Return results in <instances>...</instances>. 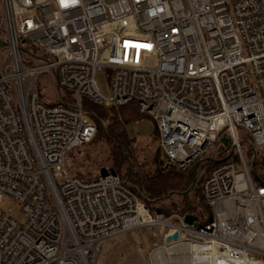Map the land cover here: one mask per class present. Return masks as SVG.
I'll return each instance as SVG.
<instances>
[{
  "label": "built area",
  "instance_id": "obj_1",
  "mask_svg": "<svg viewBox=\"0 0 264 264\" xmlns=\"http://www.w3.org/2000/svg\"><path fill=\"white\" fill-rule=\"evenodd\" d=\"M0 7V203L10 196L25 215L21 223L0 207V264H93L105 241L145 227L161 239L151 253L156 264H264V184L240 140L243 132L255 156L264 152V0H0ZM105 69L108 97L96 80ZM46 70L74 101L41 98ZM83 99L136 102L152 116L162 171H187L219 141L226 153L201 188L212 218L194 225L152 209L115 171L71 173L69 152L97 131ZM175 246L182 248L165 253Z\"/></svg>",
  "mask_w": 264,
  "mask_h": 264
},
{
  "label": "trees",
  "instance_id": "obj_2",
  "mask_svg": "<svg viewBox=\"0 0 264 264\" xmlns=\"http://www.w3.org/2000/svg\"><path fill=\"white\" fill-rule=\"evenodd\" d=\"M32 50L38 52L35 47ZM83 106L96 124V135L91 142L70 151L68 158L73 152L94 143L103 144L105 154L99 156V163L100 161L103 163L97 167H91L87 172L70 171L71 173L92 179L97 178L104 170L115 171L145 198L152 209L159 210L165 215L173 212L195 214L201 223L212 218L211 208L202 195V182L196 181L193 175L194 164L199 159L185 172L177 169L162 171L160 164L164 159V153L158 144L154 151L144 153L141 159L137 160V155H141L143 148L137 137L130 136L127 125L138 123L149 115L141 113L136 102L122 106H103L83 99ZM154 139L158 140L157 126ZM86 157L90 155L87 154ZM257 157L260 162L252 172L253 177L258 184H264V152L258 153ZM216 165L217 163L213 162L210 169ZM166 201H170V204L167 205Z\"/></svg>",
  "mask_w": 264,
  "mask_h": 264
},
{
  "label": "rangeland",
  "instance_id": "obj_3",
  "mask_svg": "<svg viewBox=\"0 0 264 264\" xmlns=\"http://www.w3.org/2000/svg\"><path fill=\"white\" fill-rule=\"evenodd\" d=\"M0 14H1V7H0ZM96 80L98 82V85L100 87L103 96L105 97L110 96L111 94L110 71L108 69H105L103 71L98 72L96 75ZM38 89L40 91L41 98L47 103L53 104L58 101H62L63 97L69 101H74L75 99L74 94L72 92L58 89L55 77L47 70L41 71L39 73ZM155 129H156V124L152 116H146L142 118L138 123H130L127 125V130L130 136L137 137L140 140L139 142L140 146L143 148L141 155L139 156L137 155V160L139 158L141 159L144 153L152 152L158 146L159 144L158 140L154 139ZM240 140H242V148L246 155V158L254 170V168L258 166L260 159L257 156H255V153L253 151L254 145L251 142V138L248 135L244 134L243 132H240ZM224 153H226V149L224 147H221L219 141L214 142L213 145L209 146L206 152L199 159L198 168L195 174L193 167V175L195 177V180L200 183L203 182L206 176L208 175V172L214 160H217L219 159V157H222ZM87 154H89L90 157H86ZM103 154H105L103 144L95 145L94 143L80 148L79 150L73 152L68 158V165L70 171L87 172L88 170H90L91 167L93 168L97 167V165L103 163V161H100L99 163V156H103ZM235 156H236V151L232 153L231 158L234 159ZM162 162L160 164V170H162L161 169ZM166 202L167 205L170 204V201H166ZM0 207L8 214H11L19 222L21 223L25 222V215L21 208V204L14 198L10 196H5L3 201L0 203ZM154 230L156 231L157 229L145 227L143 229H139L136 231V233H138L144 238L147 248H144L142 246L143 243L140 238H136L138 244L135 245V257L133 256L134 262L130 264H156V260L154 256L153 257L151 256V253L153 249L156 247L155 243H161L160 242L161 239L159 236H154ZM126 235L127 232L121 234L120 236L110 238L108 240L117 239L118 237H123ZM128 243H132V240L129 239ZM100 251H101V247L97 253V256L93 258V264L99 263V257L101 253ZM149 251L150 254L148 257Z\"/></svg>",
  "mask_w": 264,
  "mask_h": 264
},
{
  "label": "crops",
  "instance_id": "obj_4",
  "mask_svg": "<svg viewBox=\"0 0 264 264\" xmlns=\"http://www.w3.org/2000/svg\"><path fill=\"white\" fill-rule=\"evenodd\" d=\"M136 231L127 232L126 236L118 237L117 239L107 240L106 242H104V244H102L101 246V251H100L101 253H100L98 264H130V263H133L134 262L133 256L135 257V245L138 244V241L136 240V238H140L143 243L142 246L144 248H147L144 238L138 233H136ZM129 239L132 240V243H128ZM149 254H150V251L148 252V257H149Z\"/></svg>",
  "mask_w": 264,
  "mask_h": 264
},
{
  "label": "water",
  "instance_id": "obj_5",
  "mask_svg": "<svg viewBox=\"0 0 264 264\" xmlns=\"http://www.w3.org/2000/svg\"><path fill=\"white\" fill-rule=\"evenodd\" d=\"M25 41H26L25 39H22V42H25ZM5 44H6V42L4 40H0V46H4ZM221 141H223V143L227 145L230 141V138L227 136H222ZM198 164H199V162H197L194 166V174L197 170ZM107 173H108V171H106V170L102 171V175H106ZM194 182H195V180H194ZM198 219H199V217L195 214H186V216H185V220L189 224L196 225L198 222ZM175 237H177V234L174 235V238Z\"/></svg>",
  "mask_w": 264,
  "mask_h": 264
},
{
  "label": "bare ground",
  "instance_id": "obj_6",
  "mask_svg": "<svg viewBox=\"0 0 264 264\" xmlns=\"http://www.w3.org/2000/svg\"><path fill=\"white\" fill-rule=\"evenodd\" d=\"M180 248H182V247L181 246L171 247V248L167 249L165 251V253H173L176 249H180ZM155 258H156V255H155ZM164 264H167V263L165 262Z\"/></svg>",
  "mask_w": 264,
  "mask_h": 264
}]
</instances>
